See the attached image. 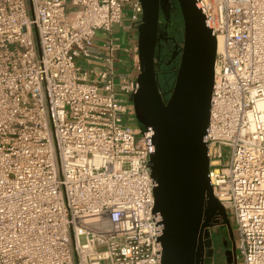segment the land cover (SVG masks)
Returning a JSON list of instances; mask_svg holds the SVG:
<instances>
[{"label": "built area", "instance_id": "2783aa9c", "mask_svg": "<svg viewBox=\"0 0 264 264\" xmlns=\"http://www.w3.org/2000/svg\"><path fill=\"white\" fill-rule=\"evenodd\" d=\"M194 1L220 41L211 193L236 225L235 258L264 264V0ZM127 11L136 28L139 0H0V264H160L152 134L125 124L115 96L136 89V54L133 78L113 70Z\"/></svg>", "mask_w": 264, "mask_h": 264}, {"label": "water", "instance_id": "95a60500", "mask_svg": "<svg viewBox=\"0 0 264 264\" xmlns=\"http://www.w3.org/2000/svg\"><path fill=\"white\" fill-rule=\"evenodd\" d=\"M140 23L136 27L138 72L131 108L136 121L151 131L152 150L148 156L154 183L153 212L162 226L158 237L160 264H196L200 227L205 209L210 207L228 226L223 207L211 193L207 172L208 157L203 136L208 122L212 86L215 38L206 27L194 0H176L181 17L178 66L166 98L155 78L153 52L159 0H139ZM161 11V12H160ZM160 12V15H159ZM206 255L212 252L208 233L204 234ZM201 244V243H200ZM235 261L232 250H226ZM210 264V258L204 261Z\"/></svg>", "mask_w": 264, "mask_h": 264}, {"label": "flooded vegetation", "instance_id": "af4514ba", "mask_svg": "<svg viewBox=\"0 0 264 264\" xmlns=\"http://www.w3.org/2000/svg\"><path fill=\"white\" fill-rule=\"evenodd\" d=\"M159 5L163 19L161 20L160 17L158 19L153 63L158 90L162 97H166L168 95L166 85L169 83L172 67L178 60L181 39V17L176 0H159ZM205 217H208L207 221L199 230L202 237L201 242L198 243L196 264H204L207 258H210V264L215 259H220V261L226 263V259H230L229 254H225L226 250H230L226 238V224L221 221L220 215L216 211L213 212L208 206L204 212ZM205 233H208L211 241L212 252L209 256L205 254L207 250L204 244V240L206 239L204 237Z\"/></svg>", "mask_w": 264, "mask_h": 264}, {"label": "rangeland", "instance_id": "374dc122", "mask_svg": "<svg viewBox=\"0 0 264 264\" xmlns=\"http://www.w3.org/2000/svg\"><path fill=\"white\" fill-rule=\"evenodd\" d=\"M129 13L130 12L127 11L126 15L122 14V18L120 22L112 26L111 40L114 44H117L120 48L119 56L118 57L116 56V58H114L113 61V70L115 73H125L131 62V57L129 55L127 56V44L130 37L134 39L133 45H135L136 28L133 29L129 28V22L127 19ZM105 39H106L105 34H103L101 31H96L92 38V44L95 46H101L105 41ZM132 54H136V53L131 51V55ZM79 63L82 67L85 66V63H81V60L79 61ZM117 81L118 79L115 80V82ZM115 96L120 103L125 104L127 107V112L124 114L125 124L133 128H142L141 124L138 121H136V119L133 116L132 108H131V95L124 94L123 92H120L116 89ZM225 152L223 153L225 156H223L222 158L223 165H225L227 162ZM226 238L229 245V249H231L235 255L236 247H237V231L234 221L230 218H228V226H226ZM101 264H107V261H102ZM212 264H226V263L220 261V259H215L213 260ZM232 264H240L239 259L236 257L235 261Z\"/></svg>", "mask_w": 264, "mask_h": 264}, {"label": "crops", "instance_id": "0c3cea01", "mask_svg": "<svg viewBox=\"0 0 264 264\" xmlns=\"http://www.w3.org/2000/svg\"><path fill=\"white\" fill-rule=\"evenodd\" d=\"M133 44H134V39L132 37H130L128 40V44H127V56L129 55L131 57V62L129 64L127 70L125 71V74H127L129 77L131 76V78H133L135 76V71H133V65H132L133 59H134V54L131 55ZM119 52H117V54H116L117 57L120 54Z\"/></svg>", "mask_w": 264, "mask_h": 264}, {"label": "bare ground", "instance_id": "6f19581e", "mask_svg": "<svg viewBox=\"0 0 264 264\" xmlns=\"http://www.w3.org/2000/svg\"><path fill=\"white\" fill-rule=\"evenodd\" d=\"M216 46H217V48H219V46H220V41H219L218 38H217V41H216Z\"/></svg>", "mask_w": 264, "mask_h": 264}]
</instances>
